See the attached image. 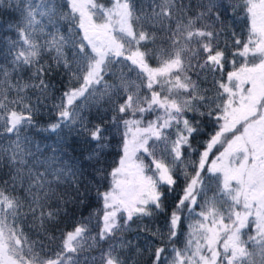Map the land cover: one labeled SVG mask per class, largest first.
I'll return each instance as SVG.
<instances>
[{
	"label": "snow or ice",
	"instance_id": "1",
	"mask_svg": "<svg viewBox=\"0 0 264 264\" xmlns=\"http://www.w3.org/2000/svg\"><path fill=\"white\" fill-rule=\"evenodd\" d=\"M0 264H264V0H0Z\"/></svg>",
	"mask_w": 264,
	"mask_h": 264
},
{
	"label": "trees",
	"instance_id": "2",
	"mask_svg": "<svg viewBox=\"0 0 264 264\" xmlns=\"http://www.w3.org/2000/svg\"><path fill=\"white\" fill-rule=\"evenodd\" d=\"M48 117L45 115L43 117L44 120H46ZM53 141L52 140H49L48 143L51 144ZM163 224H164V220H163V217H161V219L154 225H152V227H160V228H163ZM143 240V238H142Z\"/></svg>",
	"mask_w": 264,
	"mask_h": 264
}]
</instances>
